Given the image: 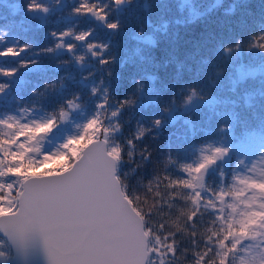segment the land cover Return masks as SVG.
<instances>
[{"label": "snow or ice", "instance_id": "snow-or-ice-1", "mask_svg": "<svg viewBox=\"0 0 264 264\" xmlns=\"http://www.w3.org/2000/svg\"><path fill=\"white\" fill-rule=\"evenodd\" d=\"M107 7L101 0H80L72 14L90 15L116 30L119 22L109 21ZM27 10L49 11L39 0H29ZM51 35L55 45L41 51L62 48L83 65L86 56L67 39L89 41L91 29ZM5 41L6 33L0 35ZM253 45L264 49V33ZM30 47L16 41L0 48V57H19ZM85 47L101 65L114 60L104 56L107 44L89 41ZM38 63L20 60L18 67H0V76L14 78ZM10 87L0 80V102ZM46 87L63 89L64 82ZM191 92L186 102L197 94ZM109 100L105 88L95 112L79 123V94L47 116L28 119L40 108L35 103L18 109L22 115L0 116V264H264V142L248 151L204 144L192 162L169 151L145 183L142 173L135 174L152 151L145 146L137 153L135 140L149 129L140 127L126 152L116 138L122 125L115 118L135 100H120L115 109ZM171 166L184 175H174Z\"/></svg>", "mask_w": 264, "mask_h": 264}, {"label": "trees", "instance_id": "trees-1", "mask_svg": "<svg viewBox=\"0 0 264 264\" xmlns=\"http://www.w3.org/2000/svg\"><path fill=\"white\" fill-rule=\"evenodd\" d=\"M39 2L48 6L47 13L29 12V0H0V35L6 33L0 48L16 41L32 45L19 57L0 60V67H18L23 59L39 61L30 66L36 71L21 68L14 78L0 76L11 84L7 100L0 102V113L22 115L18 109L35 103L40 108L34 112L47 116L79 94L82 107L74 111V117L81 122L95 112L105 88L109 89V109L117 108L120 100L134 99L115 118L122 125L116 138L127 152L131 150L127 141L135 139L140 127L149 129L135 140L137 153L145 146L152 151L135 174L142 173L145 183L153 170L163 166L169 151L179 161L192 162L202 145L218 144L219 139L239 151L264 142V49L253 45L264 33V0H123L118 6L113 0H101L108 6L109 21L119 22L116 30L90 15H73L72 8L80 0ZM70 27L77 32L91 29L89 41L107 44L104 56L114 60L101 65L100 58L87 51L89 41L71 37L67 42L76 43L77 54L86 56L83 65L62 48L41 51L55 45L53 31ZM20 80L27 83L21 85ZM61 80L63 89L46 87ZM94 86L99 93L92 94ZM193 88L197 94L192 99L200 100L197 106L186 102ZM33 89L38 90L35 96ZM188 103L196 106L193 111L200 121L196 128L190 119L173 118ZM158 118L162 123L156 126ZM225 125L227 130H222ZM210 128L218 132V140H212ZM129 167L126 164L125 170ZM169 171L184 175L174 166Z\"/></svg>", "mask_w": 264, "mask_h": 264}, {"label": "rangeland", "instance_id": "rangeland-1", "mask_svg": "<svg viewBox=\"0 0 264 264\" xmlns=\"http://www.w3.org/2000/svg\"><path fill=\"white\" fill-rule=\"evenodd\" d=\"M184 2H186V3H190V1H192V0H183ZM259 68V67H258ZM192 101V103H195V105L197 106L199 103H200V100L198 99V98H195V99H192L191 100ZM189 104V103H188ZM196 106L194 107V108H191V109H187V106H186V110L184 111V112H182V113H178V114H174L173 115V118L174 119H177V118H179V117H181V116H183V117H185V119H190L191 120V122H192V126H193V128H196V125L197 124H199V119H198V117L195 115L196 114V112H194L193 110H195V108H196ZM185 114V115H184ZM193 114V115H192ZM4 115V114H3ZM3 115H0V116H3ZM190 115H192V116H190ZM41 116H44V115H39V114H37L36 112H34V114L33 115H31V116H29L28 117V119H34V118H39V117H41ZM77 122V121H76ZM79 123V122H78ZM69 130L70 131H73L74 130V127H70L69 128ZM210 130V133H212V140L213 141H215V140H218L219 138H220V135L218 134V132H214V131H212V128H210L209 129ZM242 140H240L239 142H241ZM242 143H247V142H241V144ZM218 144H225V145H227V144H229V143H227L225 140H223V139H219V143ZM254 159V158H253ZM192 161V160H191ZM194 161V160H193ZM158 163H156V165H157ZM155 165V166H156ZM259 166V165H258ZM260 167V166H259Z\"/></svg>", "mask_w": 264, "mask_h": 264}]
</instances>
